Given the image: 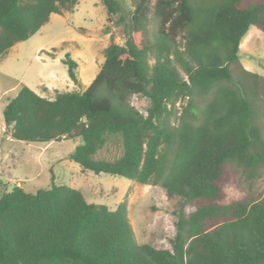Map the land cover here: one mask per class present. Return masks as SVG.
I'll use <instances>...</instances> for the list:
<instances>
[{
  "label": "trees",
  "instance_id": "16d2710c",
  "mask_svg": "<svg viewBox=\"0 0 264 264\" xmlns=\"http://www.w3.org/2000/svg\"><path fill=\"white\" fill-rule=\"evenodd\" d=\"M78 1L0 0V62ZM101 2L110 21L125 22L120 0ZM250 26L264 31V0H135L125 43L104 49L88 87L48 98L23 85L3 111L10 136L81 137L72 160L161 185L178 199V220L171 248L139 244L126 202L111 209L66 184L16 185L0 196V264H264V197L224 202L229 163L264 169V78L239 59ZM63 62L78 81L77 61L67 54ZM135 94L149 98L147 114L132 104ZM110 134L121 135L123 153L94 159Z\"/></svg>",
  "mask_w": 264,
  "mask_h": 264
},
{
  "label": "rangeland",
  "instance_id": "374dc122",
  "mask_svg": "<svg viewBox=\"0 0 264 264\" xmlns=\"http://www.w3.org/2000/svg\"><path fill=\"white\" fill-rule=\"evenodd\" d=\"M120 1L125 22L119 20L118 14L110 21L101 0H79L73 11L53 13L49 22L30 38L17 42L1 60L0 196L16 185L28 192H36L53 184H66L80 189L91 203L114 209L126 202L136 241L171 248L178 220V199L168 197L161 185L142 184L123 176L83 169L70 157L82 143L81 137L27 142L6 132L8 125L3 111L23 85L48 98H53L57 91L84 90L89 86L104 62V49L112 41L119 44L126 41L125 29L135 0ZM67 54L78 63V81L70 78L63 62ZM239 59L242 67L264 78V31L249 27L240 44ZM176 65L186 76L182 66ZM260 83L257 122L264 136V80ZM131 102L147 114L149 98L135 94ZM123 150L121 135L110 134L92 157L114 160ZM263 197L264 169L249 174L234 163L228 164L224 202Z\"/></svg>",
  "mask_w": 264,
  "mask_h": 264
}]
</instances>
